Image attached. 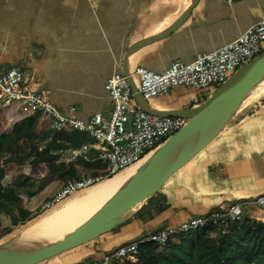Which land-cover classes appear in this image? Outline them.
<instances>
[{
	"label": "crops",
	"instance_id": "1",
	"mask_svg": "<svg viewBox=\"0 0 264 264\" xmlns=\"http://www.w3.org/2000/svg\"><path fill=\"white\" fill-rule=\"evenodd\" d=\"M262 20L264 0H234L231 5L224 0H0V71L19 69L22 91L44 96L64 118L88 122L98 114L110 116L113 106L105 84L113 74L125 72L137 84L133 76L137 67L161 73L176 61L190 64L237 40ZM220 88L203 93L181 87L147 102L161 112L187 110L205 104ZM227 124L168 180L162 194L46 264L99 261L124 244L263 195L264 77ZM72 132L78 134V147L53 151L58 162H97L101 146L87 134ZM149 158L143 162L150 164ZM29 169L24 166L3 180L8 179V187L24 198L23 206L30 212L15 208L26 220L12 226L4 221L6 212L0 211V223L11 229L0 235V243L7 241L12 252L54 241L15 239L40 216L86 195L42 213V204L63 187L62 174L36 179L29 176ZM143 169L135 170L136 177ZM255 216L264 221V214Z\"/></svg>",
	"mask_w": 264,
	"mask_h": 264
},
{
	"label": "built area",
	"instance_id": "2",
	"mask_svg": "<svg viewBox=\"0 0 264 264\" xmlns=\"http://www.w3.org/2000/svg\"><path fill=\"white\" fill-rule=\"evenodd\" d=\"M233 4L234 0H224ZM264 52V20L248 29L237 40L207 54H202L190 63L176 61L161 73L137 67L133 76L137 79V90L141 97L150 99L167 95L176 88H187L197 92H209L223 86L240 68ZM23 74L17 68L0 71V104L26 102V109L39 111L50 117L51 128L65 132L78 131L87 134L101 146L96 159L109 165V172L100 177H80L69 182L48 202L42 210L49 211L74 197L81 191L98 186L109 177L117 176L141 164L147 155L166 138L178 139L188 134V121L183 118L159 117L141 108L134 98L126 77L118 72L105 84L112 111L108 118L98 114L88 122L70 120L60 115L42 95H33L21 90ZM83 149L86 150V147ZM264 214V194L239 201L227 210L216 211L208 216L193 218L177 227L152 233L137 241L124 244L106 254L101 260L89 264H120L121 260H132L145 243L164 245L174 234H185L209 226L228 228L239 226L248 214Z\"/></svg>",
	"mask_w": 264,
	"mask_h": 264
},
{
	"label": "trees",
	"instance_id": "3",
	"mask_svg": "<svg viewBox=\"0 0 264 264\" xmlns=\"http://www.w3.org/2000/svg\"><path fill=\"white\" fill-rule=\"evenodd\" d=\"M26 105V102L0 104V211L7 203L30 214L23 206L24 198L2 184L24 166H29V176L36 179L61 173L63 186L80 177H100L109 172V165L102 160L58 162L52 152L78 147V134L52 130L49 115L28 110ZM64 142L69 146L60 144ZM10 231L0 223V235ZM120 264H264V221L247 218L243 224L226 229L209 226L174 234L164 245L143 244L134 260L125 258Z\"/></svg>",
	"mask_w": 264,
	"mask_h": 264
},
{
	"label": "water",
	"instance_id": "4",
	"mask_svg": "<svg viewBox=\"0 0 264 264\" xmlns=\"http://www.w3.org/2000/svg\"><path fill=\"white\" fill-rule=\"evenodd\" d=\"M124 76L141 108L159 117L183 118L188 121L185 139L170 154L160 156L148 164L134 180L74 230L33 250L2 252L0 264H39L60 255L96 235L158 193L174 174L218 136L234 116L242 100L264 77V53L240 68L208 102L187 110H156L141 97L131 77L125 72ZM248 218L261 220L250 213Z\"/></svg>",
	"mask_w": 264,
	"mask_h": 264
},
{
	"label": "bare ground",
	"instance_id": "5",
	"mask_svg": "<svg viewBox=\"0 0 264 264\" xmlns=\"http://www.w3.org/2000/svg\"><path fill=\"white\" fill-rule=\"evenodd\" d=\"M174 140L176 139L168 140L147 161L151 163L160 156L170 154L174 149ZM136 174V171H131L124 176L115 177L91 193L68 202L65 206L44 217L35 225H30L31 227L26 231L23 230L24 232L17 236L15 241L42 242L57 240L63 237L85 222L99 208L117 195L126 185L134 180Z\"/></svg>",
	"mask_w": 264,
	"mask_h": 264
},
{
	"label": "rangeland",
	"instance_id": "6",
	"mask_svg": "<svg viewBox=\"0 0 264 264\" xmlns=\"http://www.w3.org/2000/svg\"><path fill=\"white\" fill-rule=\"evenodd\" d=\"M264 53V52H263ZM262 53V54H263ZM236 73V72H235ZM234 73V74H235ZM234 74H232V76L234 75ZM135 80H136V82H137V79L135 78ZM228 125V124H227ZM185 139V136L184 137H181V138H178V139H176V140H174L173 141V148H175L182 140H184ZM169 140V138H166L163 142L164 143H162V144H159V146H163L167 141ZM154 154V153H153ZM151 155L152 154H149L148 155V157H151ZM148 164V163H147ZM146 163H141V164H139L136 168H132V169H134V171L136 170V169H142V168H144L145 167V165H147ZM181 170V169H180ZM127 173H129V171L128 172H123V174H122V176H124V175H126ZM121 176V175H120ZM115 177V176H114ZM172 178V177H171ZM171 180V179H170ZM107 182V180H105L104 182H102L101 184H99L98 186H95L94 188H92V189H90V190H85V191H81V192H79L78 194H77V196L79 195V194H88V193H91L92 191H94V190H96L99 186H101L102 184H104V183H106ZM169 182L170 181H168L160 190H159V192L158 193H156L154 196H152L150 199H148L147 201H151V200H154L157 196H159L160 194H162L165 190H166V188H167V185L169 184ZM3 184L5 185V186H10L9 185V181H8V179L7 180H5L4 182H3ZM14 189V188H13ZM24 187L22 186V191H24ZM15 190V189H14ZM76 196V195H75ZM72 199V198H71ZM66 202V201H65ZM143 205V204H142ZM141 205V206H142ZM10 206V208L11 209H8V207ZM15 208H17V207H15L14 205H11V204H7V203H4V205H3V208L1 209V211H4V212H6V214H5V216H4V221H5V223H9L10 225H12V226H15V225H17V223L18 222H23V221H25L26 220V217H25V215H23V214H18V211L15 209ZM50 213V212H49ZM49 213H46L45 215H48ZM17 214V215H16ZM44 217V215L43 216H40L38 219H37V222L39 221V220H41L42 218ZM122 218V217H121ZM121 218H119V219H117V220H115L114 222L115 223H118V222H121ZM264 218V217H263ZM9 219V220H8ZM263 221V220H262ZM133 235H136V234H133ZM1 242V241H0ZM118 242H120V241H118ZM5 243V244H4ZM8 242L7 241H4L3 243H0V253H2V252H5V251H9L10 249H8L9 247H8ZM43 244L41 243V244H37V245H32V246H27V247H24V248H20V250L21 251H29V250H33V249H36V248H38V247H40V246H42ZM12 252V251H11ZM46 262H48V260H46V261H44V262H42V263H39V264H46Z\"/></svg>",
	"mask_w": 264,
	"mask_h": 264
}]
</instances>
